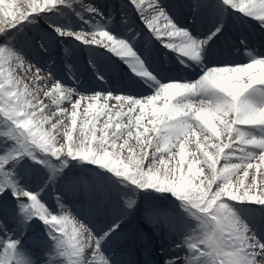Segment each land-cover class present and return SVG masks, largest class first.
I'll use <instances>...</instances> for the list:
<instances>
[{
    "label": "snow or ice",
    "instance_id": "obj_1",
    "mask_svg": "<svg viewBox=\"0 0 264 264\" xmlns=\"http://www.w3.org/2000/svg\"><path fill=\"white\" fill-rule=\"evenodd\" d=\"M0 264H264V0H0Z\"/></svg>",
    "mask_w": 264,
    "mask_h": 264
}]
</instances>
